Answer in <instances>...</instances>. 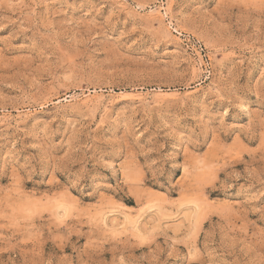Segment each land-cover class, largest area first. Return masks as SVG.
Wrapping results in <instances>:
<instances>
[{"label":"rangeland","instance_id":"obj_1","mask_svg":"<svg viewBox=\"0 0 264 264\" xmlns=\"http://www.w3.org/2000/svg\"><path fill=\"white\" fill-rule=\"evenodd\" d=\"M0 264H264V0H0Z\"/></svg>","mask_w":264,"mask_h":264},{"label":"bare ground","instance_id":"obj_2","mask_svg":"<svg viewBox=\"0 0 264 264\" xmlns=\"http://www.w3.org/2000/svg\"><path fill=\"white\" fill-rule=\"evenodd\" d=\"M170 11V10H169ZM164 17V15H162ZM180 33V32H179Z\"/></svg>","mask_w":264,"mask_h":264}]
</instances>
